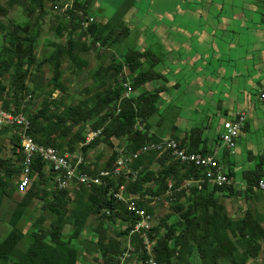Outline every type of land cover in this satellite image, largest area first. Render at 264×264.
I'll return each mask as SVG.
<instances>
[{
    "label": "trees",
    "instance_id": "16d2710c",
    "mask_svg": "<svg viewBox=\"0 0 264 264\" xmlns=\"http://www.w3.org/2000/svg\"><path fill=\"white\" fill-rule=\"evenodd\" d=\"M45 3L46 0H8L11 7L21 5L30 18L24 23L0 20V104L14 113H25L31 120L33 139L62 152L86 156L92 150L105 146L114 149L120 144L137 151L147 142L158 141L161 137L150 132V120L158 112L164 87L140 89L151 81L164 78L155 69L159 58L150 51L134 48H128L119 58L112 54L111 60L101 64L93 73L96 83L94 94L78 102L67 103L66 86L62 80V65L66 58L82 70L88 61L81 53L113 48L128 36L129 27L101 22L96 16L85 27L75 9L91 14L89 1L74 0L72 8L56 16L55 35L66 37L65 42L53 43L51 53L40 58L38 42L42 21L48 13ZM45 65L53 70V76L47 83L49 89L37 81L31 90L27 81L36 79V72H42ZM7 75L9 85L5 83ZM126 79L131 82L132 95L122 98V82ZM40 90L45 94L41 106L35 110L23 107L27 94L33 96ZM84 90L90 92L92 89L85 87ZM56 91L58 94L55 96ZM89 128L101 129V132L93 134L92 141L86 143ZM201 131L194 128L186 138L177 136L175 139L190 150L207 153L199 145ZM8 136L10 141L7 145L5 139ZM20 146V137L13 128H0V209L5 199H11L18 191L15 180L21 174L23 161V155L18 152ZM100 153L92 162L85 160L80 166L82 172L99 176L101 170L113 169L116 151L113 150L104 163L99 162ZM131 165L140 169L135 181L125 176H105V182L101 184L77 185L72 197L70 189L61 187L67 177L60 178V185H54L47 163L36 157L31 166V183L11 213L9 222L12 228L0 241V260L3 264H78L79 241L84 234L89 236L94 246L95 264H120V256L126 252L129 242L135 246L131 251L135 257L147 258V252H140L143 240L138 234L130 235L139 217L113 195L121 185L132 202L152 214V202L162 197L169 200L172 212L152 225L150 233L151 239L155 240L154 258L159 263L252 264L251 261L259 256L264 241V213L246 208L239 216L231 215L223 199L240 198V195L245 199L253 197L263 178L262 170L245 171L247 187L239 190L232 184L210 183L201 169L173 159L167 151L141 154ZM77 175L80 177V172L72 176L73 183H80ZM200 178L204 179L200 182L201 187L188 183L191 179ZM35 200L43 202L41 208L51 212L54 218L46 226L43 223L45 216L37 217L32 224L30 242L22 249L19 243L25 232L18 224ZM92 218L96 222L90 224ZM154 220L153 217L152 222ZM66 225L72 226L67 238L64 235ZM111 227L112 234L109 233Z\"/></svg>",
    "mask_w": 264,
    "mask_h": 264
},
{
    "label": "crops",
    "instance_id": "0c3cea01",
    "mask_svg": "<svg viewBox=\"0 0 264 264\" xmlns=\"http://www.w3.org/2000/svg\"><path fill=\"white\" fill-rule=\"evenodd\" d=\"M82 1L94 6L90 13L101 22L129 27L125 47L159 58L155 69L164 78L140 89L164 87L150 132L184 139L199 128V145L211 152L225 120L246 111L234 149H219V159L234 186L245 171L260 169L264 178V0H132L115 15ZM121 42L104 51L121 57Z\"/></svg>",
    "mask_w": 264,
    "mask_h": 264
},
{
    "label": "built area",
    "instance_id": "2783aa9c",
    "mask_svg": "<svg viewBox=\"0 0 264 264\" xmlns=\"http://www.w3.org/2000/svg\"><path fill=\"white\" fill-rule=\"evenodd\" d=\"M68 8H72V4H67L62 9L65 12ZM75 11L82 18L81 24L85 27L95 20L94 15L85 14L81 9H75ZM124 69L126 73V66ZM122 84L124 88L122 98L131 97L133 89L130 80L126 79ZM119 111L120 107H118V112ZM246 120V111H240L232 119L225 120L223 125L224 130L221 134L218 149L216 148L207 153L190 150L173 137H161L158 141L147 142L137 151L128 150L123 146H116L114 147V151L117 153V159L113 169L101 170L99 176H92L88 173L82 172L80 168L85 162V158L81 153H71L69 151L62 152L54 146L36 142L30 134V118L23 112L14 113L0 104V127L8 126L13 128L14 132L18 133L21 141V146L18 148V152L23 155V161L22 171L17 179L18 191L24 193L31 183V166L35 158L38 157L47 163V170L52 173V182L54 185H60L61 177H68V184L67 186H62V189L71 188L72 197V190L74 192L77 185L85 184L90 186L92 183L101 184L105 182L103 180V177L105 176H125L127 179L135 181L139 175L140 169L132 167L131 162L141 154H147L154 151L158 153H164L166 151L170 152L173 159L178 160L181 163L191 164L198 167L210 183L218 185L231 184L232 177L223 169L219 159L218 150L222 148L228 150L234 149ZM96 132H101V129H88L86 143H90L91 136ZM72 172H80V183L72 182ZM202 181H204L203 178L191 179L188 183L191 182L201 187L200 182ZM258 185L260 189L264 190L263 178L260 179ZM124 191L125 187L121 185L118 190L113 191V195L118 200L125 202L139 217L138 222L131 229L130 235L138 234L139 238L143 240L140 245V252H147L148 257L145 259H138L135 257L134 254L131 253L135 246L129 242L126 252L120 256V264H161L154 258L153 248L155 240H152L150 236L154 215L147 209L138 207L132 202L131 197L125 195ZM107 213L109 214L110 211H107Z\"/></svg>",
    "mask_w": 264,
    "mask_h": 264
},
{
    "label": "rangeland",
    "instance_id": "374dc122",
    "mask_svg": "<svg viewBox=\"0 0 264 264\" xmlns=\"http://www.w3.org/2000/svg\"><path fill=\"white\" fill-rule=\"evenodd\" d=\"M74 0H46V9L48 11L47 15L42 21V32L41 36L39 38L38 42V49L37 54L40 58L48 56L51 51L53 50V43H56L58 41L65 42L66 37L58 38L55 35L54 26L57 24V15H63L64 10L62 9L65 7V5H71ZM97 1V2H96ZM94 3H100L103 8L108 10L109 12L115 13L120 11L122 8H126L127 4L129 2H132V0H93ZM148 2V0H147ZM92 5V4H91ZM116 7V8H115ZM94 6L89 8V10L92 12L94 9ZM116 9V10H115ZM101 11V10H100ZM98 12L99 16H103V14ZM30 17L24 12L23 7L21 5H15V6H9L8 0H0V20L3 22H8L9 20H13L15 22L24 23L26 22ZM131 39V38H130ZM123 42V41H122ZM120 43L118 45L119 48L118 52H122L120 56L129 48L125 47L124 42H128V40H125L123 43ZM111 51H103V52H97L96 50H91L89 52L81 53V56L85 58L88 61V65L83 68L82 70H79L74 66V64L66 58L62 65L63 69V77L62 80L65 83L66 86V94H67V103H74L78 102L86 97H89L94 94L95 92V86L96 83L93 80V73L94 71L103 63H108L112 58ZM119 58V57H118ZM37 76L36 79H29L27 81L28 87L32 90L35 88V85L37 81L41 82L42 86L49 89L47 83L50 81V79L53 76V70L49 65H45L42 69V72H36ZM9 75L5 77V83L9 85ZM85 87H90L92 90L90 92L84 90ZM58 94V91H56L55 96ZM45 94L40 90L36 95H29L27 94L26 98L23 100L24 105L23 107H26L30 110L38 109L41 106V102L44 99ZM158 114H155L152 118H157ZM10 141V137L8 136L5 139V143L8 145ZM92 140H90L91 142ZM123 144L117 145L119 147H122ZM114 149L112 147H103L100 150H92L90 151L86 156H84L85 160L88 162H92L95 160L97 153L100 151V163H104L110 156ZM97 159V158H96ZM260 159V158H259ZM240 164L246 165L248 163L247 161H243L241 158L239 159ZM255 162L257 163V158L255 159ZM246 168V167H245ZM244 168V169H245ZM62 178V177H61ZM73 178V177H72ZM237 183L235 184V188L239 190H245L247 185L245 184V179L242 176H237ZM72 182L73 181L72 179ZM15 183H17V179L15 180ZM68 184V177L61 183L62 186H67ZM255 188V192L253 194V197L249 199H245L243 196L240 195V198L236 196L232 197H224V202L227 206V211L229 214H233L235 216H239L243 214L244 209L246 208H252L253 210L260 211L264 213V197H260L258 194L262 189ZM71 191V188H70ZM264 191V190H263ZM75 190L72 195H74ZM24 193L17 191L14 196L11 199H5L1 209H0V241L8 234L10 229L12 228L9 219L11 217V213L13 212L14 208L16 207L17 201H19ZM258 199H260L258 203ZM43 202H40L38 200H35L33 202L32 207L27 210L26 215L21 218L19 221V226L22 228V230L25 232L24 238L20 241L19 247L22 249H25L29 242H30V234L32 224L37 221V217L40 215L45 216L44 225L48 226L51 222V220L54 218L53 214L49 212L48 210H43L41 208ZM151 205L154 206V219L155 223L159 222V220L163 217H165L168 213L172 212V208L170 207L169 200L166 197H162L160 199H157V201L152 202ZM96 222L94 218L89 220V223ZM154 222H152V225ZM264 225V223H263ZM72 229L71 225H66L64 228V235L67 238L69 236V233ZM90 229H92L90 225ZM113 233L112 227L110 228V232ZM87 235V234H86ZM85 234L82 236L81 241H79L80 246V261L78 264H95L94 263V246L92 242L90 241L89 236H86ZM252 264H264V241L262 242V250L259 253V256L251 261ZM0 264H3V261L0 260ZM8 264H11L9 262Z\"/></svg>",
    "mask_w": 264,
    "mask_h": 264
},
{
    "label": "bare ground",
    "instance_id": "6f19581e",
    "mask_svg": "<svg viewBox=\"0 0 264 264\" xmlns=\"http://www.w3.org/2000/svg\"><path fill=\"white\" fill-rule=\"evenodd\" d=\"M1 128V127H0ZM72 176H76V172H72ZM78 176V175H77ZM79 180H80V177L78 176ZM67 189H70V188H67ZM154 224H155V220H154ZM153 224V226H154Z\"/></svg>",
    "mask_w": 264,
    "mask_h": 264
}]
</instances>
